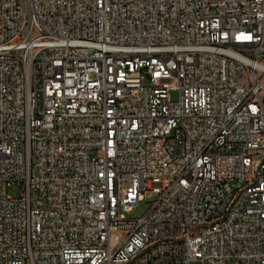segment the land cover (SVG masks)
I'll list each match as a JSON object with an SVG mask.
<instances>
[{
    "label": "built area",
    "instance_id": "2783aa9c",
    "mask_svg": "<svg viewBox=\"0 0 264 264\" xmlns=\"http://www.w3.org/2000/svg\"><path fill=\"white\" fill-rule=\"evenodd\" d=\"M0 264H264V0H0Z\"/></svg>",
    "mask_w": 264,
    "mask_h": 264
},
{
    "label": "rangeland",
    "instance_id": "374dc122",
    "mask_svg": "<svg viewBox=\"0 0 264 264\" xmlns=\"http://www.w3.org/2000/svg\"><path fill=\"white\" fill-rule=\"evenodd\" d=\"M21 193V188L19 185H14L10 188V194L13 196H19ZM150 207V203L143 201L137 206L134 211L129 215L130 217H139L144 215Z\"/></svg>",
    "mask_w": 264,
    "mask_h": 264
}]
</instances>
